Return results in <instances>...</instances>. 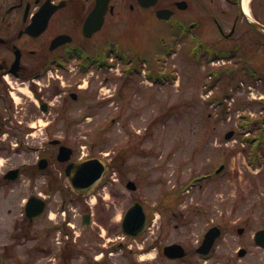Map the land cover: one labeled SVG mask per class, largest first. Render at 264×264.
I'll return each instance as SVG.
<instances>
[{"label":"flooded vegetation","instance_id":"obj_1","mask_svg":"<svg viewBox=\"0 0 264 264\" xmlns=\"http://www.w3.org/2000/svg\"><path fill=\"white\" fill-rule=\"evenodd\" d=\"M151 20L184 30L190 55L195 46H208L199 48L205 60L230 55L226 60L235 72L249 73L252 81L264 77V0H0L4 264H202L224 256V234L209 253L198 250L215 223L206 224L195 240L183 228L191 220H176L174 202L150 203L140 195L130 199L122 179L128 160L114 169L116 158L95 150L102 140L88 144L52 131L64 115L91 110L66 106L83 93L81 67L108 65L109 44L124 46L122 35ZM53 99L62 105L52 106ZM39 110L54 116L46 123L45 143L32 146L37 124L31 121ZM61 146L70 152H61ZM22 147L37 154H23ZM135 200L143 204L146 221L131 228L144 225L133 235L123 221ZM217 224L224 233V224ZM258 230L250 234L256 254L258 248L264 251ZM173 244H181L186 255L170 258L166 248Z\"/></svg>","mask_w":264,"mask_h":264},{"label":"rangeland","instance_id":"obj_2","mask_svg":"<svg viewBox=\"0 0 264 264\" xmlns=\"http://www.w3.org/2000/svg\"><path fill=\"white\" fill-rule=\"evenodd\" d=\"M170 25L151 20L122 35L123 47L135 50L128 54L131 60L139 57L142 51L153 58V63L148 61L141 72L132 73L125 86L122 84L132 62L126 68L120 67L121 70L96 71L90 76L80 74L82 97L78 102L64 105L91 110L88 114L80 111L64 115L52 131L90 144L96 139L97 130L107 127L100 132L103 144L95 150H107L108 158L120 150H124L122 154L128 153L129 172L122 178L125 182L135 179L139 187L137 192L126 190L130 199L141 195L150 203L157 202L164 192L179 188L176 220H191L189 226L183 228L188 229L195 240L209 220L223 223L225 233L220 249L224 256L204 260L202 264H264V251L258 248L260 253L256 254L257 248L250 238L253 229L264 225V159L262 163H250L247 145L240 142L238 134L239 112L252 111L257 116L262 111L261 104L250 100L249 92L235 89L237 80L248 82L247 75L224 78L212 87L210 92L217 94L215 99L218 100L223 91L232 93L225 108L215 102L208 103L210 78L206 72L210 64L204 62L198 66L187 54L190 46L186 38L179 37L185 36L184 30L173 29ZM163 43L169 46L177 43L176 51L167 57L163 53ZM156 66L165 67L168 77L164 83L154 84L145 73L146 68L157 70ZM215 67L220 68L219 65ZM169 72L176 75L169 77ZM105 79H108L107 84ZM256 85L259 96L264 93V83ZM104 86H107L108 96L102 93ZM30 98L31 105H37L36 99ZM53 102L52 106L62 105L60 100L53 99ZM52 116L50 112L39 110L31 121L37 124L31 135L32 146L43 144L46 123ZM71 120L75 122L67 132L65 122ZM232 129L236 134L228 140L225 134ZM30 149L22 147L23 154H37ZM0 155L3 156L1 152ZM223 160L225 168L220 174L194 181L196 174L213 170ZM191 181L194 184L182 191L185 183ZM160 213L163 215L167 211ZM239 227L245 228L242 235L238 233ZM180 237L179 232L177 240ZM241 245L248 249L244 257L237 253Z\"/></svg>","mask_w":264,"mask_h":264},{"label":"water","instance_id":"obj_3","mask_svg":"<svg viewBox=\"0 0 264 264\" xmlns=\"http://www.w3.org/2000/svg\"><path fill=\"white\" fill-rule=\"evenodd\" d=\"M233 134V132H230L227 134V137H231ZM129 187L132 188V189H135L136 188V185L134 182H129ZM138 205L136 207H133V210H140L142 207L140 206L139 203H137ZM130 212H131V209L129 211V217L125 218L124 220V225H128L127 227H130L131 225H135L137 224V220L135 218H130V217H133V215L130 216ZM135 227V226H133ZM220 234V231H219V228L218 227H213L211 228L208 233L206 234V237L204 239V242L202 244V246L200 247V250L203 251V252H208L209 249L211 248L215 238ZM258 241L262 244H264V229L263 230H260L258 232ZM168 252L169 255H172V257H178V256H183L185 254V251L184 249L178 245V244H174L170 247H168L166 249ZM245 253V250L243 249L241 252H240V255H244Z\"/></svg>","mask_w":264,"mask_h":264},{"label":"trees","instance_id":"obj_4","mask_svg":"<svg viewBox=\"0 0 264 264\" xmlns=\"http://www.w3.org/2000/svg\"><path fill=\"white\" fill-rule=\"evenodd\" d=\"M119 48V47H118ZM170 49V48H169ZM109 52V51H108ZM144 60H148V58H143ZM264 124V119L260 120V119H256V120H251L249 122L250 127H256V125L258 126L257 128L261 129L262 127L259 125ZM255 150L259 151V150H264V139L257 141L256 146H255ZM180 191H177V197L179 195Z\"/></svg>","mask_w":264,"mask_h":264}]
</instances>
